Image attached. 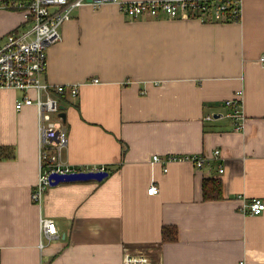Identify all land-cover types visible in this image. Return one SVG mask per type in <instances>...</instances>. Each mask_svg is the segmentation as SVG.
<instances>
[{
	"label": "crops",
	"instance_id": "1",
	"mask_svg": "<svg viewBox=\"0 0 264 264\" xmlns=\"http://www.w3.org/2000/svg\"><path fill=\"white\" fill-rule=\"evenodd\" d=\"M31 26L25 10L0 9V43ZM60 33L44 80L80 85L77 97L61 98L62 160L109 175L51 185L36 203L37 112L17 111L23 93L2 90L13 104L0 107V264H122L128 252L158 264H264V211H243L264 201V0H244L241 19L228 22L84 5ZM239 90L241 130L226 104ZM216 150L220 158L202 168L152 163ZM208 179L221 182L218 198L204 197ZM152 184L159 193L148 194ZM43 217L55 236L41 230Z\"/></svg>",
	"mask_w": 264,
	"mask_h": 264
},
{
	"label": "built area",
	"instance_id": "2",
	"mask_svg": "<svg viewBox=\"0 0 264 264\" xmlns=\"http://www.w3.org/2000/svg\"><path fill=\"white\" fill-rule=\"evenodd\" d=\"M244 0H0V9L25 10L32 20V26L25 30H15L0 43V92L12 89L22 92V97L15 102V109L21 111L25 107H34L37 112L39 133V168L40 173L32 198L41 203L46 190L51 186V176L79 171L107 170L102 167H77L62 160V152L68 143L67 131L61 116V98L70 92L77 97L79 84L65 85L46 82L47 51L51 45L61 39L60 28L73 16L75 10L90 5L96 9L106 3H117L121 11L130 17H158L160 14H190L206 20L218 22L239 21L242 15ZM264 67V52L258 57ZM99 82V79H93ZM226 104L232 107L227 116L236 121V129L245 125L243 90L236 92V97L228 99ZM0 133V164L1 156ZM220 158V151L212 155L168 154L165 157L154 155L152 163L168 164L172 162H188L202 168L206 162ZM165 167V171H166ZM223 172L224 168H220ZM159 193L157 185L148 188L149 195ZM243 211L259 214L264 211V201L254 198L244 205ZM41 230L48 237L57 233L54 220L43 217L40 220ZM43 246V243H40ZM122 264H158L146 254H125Z\"/></svg>",
	"mask_w": 264,
	"mask_h": 264
},
{
	"label": "water",
	"instance_id": "3",
	"mask_svg": "<svg viewBox=\"0 0 264 264\" xmlns=\"http://www.w3.org/2000/svg\"><path fill=\"white\" fill-rule=\"evenodd\" d=\"M61 108L64 107L61 105ZM62 118L65 117L64 113L61 114ZM109 175L108 170H99V171H79L68 174H54L51 176V185H57L60 182H69V181H87V180H98L101 181Z\"/></svg>",
	"mask_w": 264,
	"mask_h": 264
},
{
	"label": "trees",
	"instance_id": "4",
	"mask_svg": "<svg viewBox=\"0 0 264 264\" xmlns=\"http://www.w3.org/2000/svg\"><path fill=\"white\" fill-rule=\"evenodd\" d=\"M30 1V0H26ZM1 156L3 157V150L1 149ZM107 168V167H106ZM108 170V168H107ZM221 182L217 180H204L203 184V193L205 198H218L221 193ZM170 233L172 234L171 229H169L167 226L164 227L163 229V236H169Z\"/></svg>",
	"mask_w": 264,
	"mask_h": 264
},
{
	"label": "rangeland",
	"instance_id": "5",
	"mask_svg": "<svg viewBox=\"0 0 264 264\" xmlns=\"http://www.w3.org/2000/svg\"><path fill=\"white\" fill-rule=\"evenodd\" d=\"M5 104L10 106L11 104H13V99L11 97V93L10 92H3L1 91L0 92V107H2V104ZM29 124H30V127H31V120H29ZM27 123L24 124V131L26 130V132L30 133V130L28 128V125ZM21 124L19 123V121L16 122V128L18 129L19 131V128H20Z\"/></svg>",
	"mask_w": 264,
	"mask_h": 264
},
{
	"label": "bare ground",
	"instance_id": "6",
	"mask_svg": "<svg viewBox=\"0 0 264 264\" xmlns=\"http://www.w3.org/2000/svg\"><path fill=\"white\" fill-rule=\"evenodd\" d=\"M48 54V53H47ZM63 113V112H62ZM107 169V168H106ZM47 191V190H46Z\"/></svg>",
	"mask_w": 264,
	"mask_h": 264
}]
</instances>
